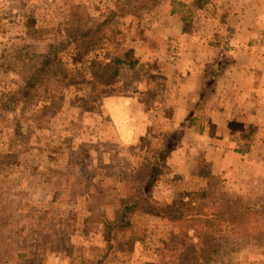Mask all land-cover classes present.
<instances>
[{"label":"rangeland","instance_id":"1","mask_svg":"<svg viewBox=\"0 0 264 264\" xmlns=\"http://www.w3.org/2000/svg\"><path fill=\"white\" fill-rule=\"evenodd\" d=\"M215 1L0 0V264H174L166 218L136 210L107 255L99 216L130 193L122 169L211 113L195 107V68L242 48ZM190 151L164 160L149 201L192 195L229 219L188 264H264V219L238 214L264 205V153L201 174ZM210 233L189 230L195 244Z\"/></svg>","mask_w":264,"mask_h":264},{"label":"crops","instance_id":"2","mask_svg":"<svg viewBox=\"0 0 264 264\" xmlns=\"http://www.w3.org/2000/svg\"><path fill=\"white\" fill-rule=\"evenodd\" d=\"M217 2L222 5L221 13L226 12L239 20L229 43L233 45L231 49L235 46L242 48L238 55L235 50L225 57L226 64L220 68L202 101L211 112L205 123L187 124L182 129L181 139L169 160L174 161L181 153L190 155V149H196L195 160L200 172L220 169L233 173L231 162H238L235 170L238 169L248 153V159L251 157L260 164L257 156L264 153V20L259 17L254 20L259 11L264 10V2L254 0L251 4L249 0H216L214 3ZM232 40L237 45L231 43ZM218 55L219 51L203 65L196 66L195 93L202 86L207 65L210 64L211 68L220 58ZM239 149L247 150L242 152ZM253 175L250 174L248 179H256Z\"/></svg>","mask_w":264,"mask_h":264},{"label":"trees","instance_id":"3","mask_svg":"<svg viewBox=\"0 0 264 264\" xmlns=\"http://www.w3.org/2000/svg\"><path fill=\"white\" fill-rule=\"evenodd\" d=\"M210 1L212 0H195L193 5L202 9L203 5ZM183 21L186 22L188 19L183 18ZM225 64V59L220 57L211 65L210 71L206 72L202 86L198 90V102L195 107H198L205 99L215 76ZM181 134V130H176L172 133L168 142L165 143L164 149L157 153L155 152L154 159L146 158L137 167L121 170V175L128 174L131 176L127 184L130 193L118 198L117 207L111 218H105V213L99 216V224L105 230L108 243L107 255L114 253L117 248L116 243L118 240L116 235L120 232L128 231L133 226L131 217L136 210H143L157 217L166 218L171 222L169 237L176 244L177 249L174 264H188L191 258L199 256L202 252L206 254L207 249L213 246V237L222 233L228 227L227 219L229 217L209 212L211 207L207 206L205 201L199 197L191 195L188 200H185L182 194L174 205L164 207L156 206L149 201L161 166L171 151L177 146ZM252 212L264 219V205L258 208L256 202H250L245 205L238 214L244 215ZM203 227H206L209 233L213 232V234H207L206 237L200 238V241L195 244L189 235V230L197 229V231H200Z\"/></svg>","mask_w":264,"mask_h":264}]
</instances>
